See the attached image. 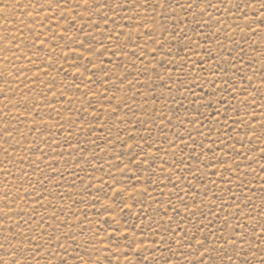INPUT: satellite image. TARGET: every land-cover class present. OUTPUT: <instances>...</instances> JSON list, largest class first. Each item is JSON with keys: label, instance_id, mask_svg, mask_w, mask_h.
<instances>
[{"label": "rangeland", "instance_id": "rangeland-1", "mask_svg": "<svg viewBox=\"0 0 264 264\" xmlns=\"http://www.w3.org/2000/svg\"><path fill=\"white\" fill-rule=\"evenodd\" d=\"M0 264H264V0H0Z\"/></svg>", "mask_w": 264, "mask_h": 264}]
</instances>
